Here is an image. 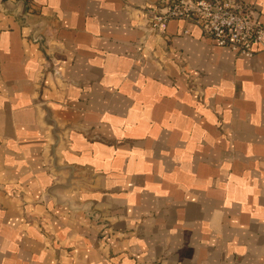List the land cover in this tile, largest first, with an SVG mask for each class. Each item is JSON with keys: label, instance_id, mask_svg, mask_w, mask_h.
Returning a JSON list of instances; mask_svg holds the SVG:
<instances>
[{"label": "crops", "instance_id": "crops-1", "mask_svg": "<svg viewBox=\"0 0 264 264\" xmlns=\"http://www.w3.org/2000/svg\"><path fill=\"white\" fill-rule=\"evenodd\" d=\"M158 1L0 0V264H264V51Z\"/></svg>", "mask_w": 264, "mask_h": 264}, {"label": "built area", "instance_id": "built-area-1", "mask_svg": "<svg viewBox=\"0 0 264 264\" xmlns=\"http://www.w3.org/2000/svg\"><path fill=\"white\" fill-rule=\"evenodd\" d=\"M146 11L154 28L169 19H186L215 45L238 56L264 51V22L253 6L241 0H159Z\"/></svg>", "mask_w": 264, "mask_h": 264}, {"label": "water", "instance_id": "water-1", "mask_svg": "<svg viewBox=\"0 0 264 264\" xmlns=\"http://www.w3.org/2000/svg\"><path fill=\"white\" fill-rule=\"evenodd\" d=\"M20 17L25 18L24 14H19ZM30 38L34 42L42 43L44 41L43 35L38 31L37 28H33L30 33ZM91 217H97L96 213H89Z\"/></svg>", "mask_w": 264, "mask_h": 264}]
</instances>
